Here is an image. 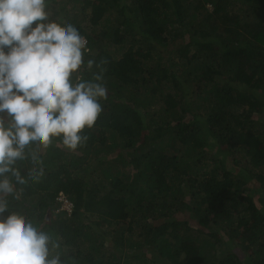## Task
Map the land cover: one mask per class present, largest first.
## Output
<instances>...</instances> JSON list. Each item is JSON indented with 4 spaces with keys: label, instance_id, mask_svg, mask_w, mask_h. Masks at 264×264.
Masks as SVG:
<instances>
[{
    "label": "trees",
    "instance_id": "trees-1",
    "mask_svg": "<svg viewBox=\"0 0 264 264\" xmlns=\"http://www.w3.org/2000/svg\"><path fill=\"white\" fill-rule=\"evenodd\" d=\"M47 11L85 37L94 63L76 75H101L107 98L76 150L54 138L17 162L9 211L47 232L63 264H264V0Z\"/></svg>",
    "mask_w": 264,
    "mask_h": 264
},
{
    "label": "clouds",
    "instance_id": "clouds-1",
    "mask_svg": "<svg viewBox=\"0 0 264 264\" xmlns=\"http://www.w3.org/2000/svg\"><path fill=\"white\" fill-rule=\"evenodd\" d=\"M47 2L0 0V264H63L51 236L8 209L15 185L25 183L16 165L54 138L76 150L107 98L101 75H76L94 63L84 59L87 41L74 25L50 20ZM30 163H38L35 152Z\"/></svg>",
    "mask_w": 264,
    "mask_h": 264
},
{
    "label": "rangeland",
    "instance_id": "rangeland-1",
    "mask_svg": "<svg viewBox=\"0 0 264 264\" xmlns=\"http://www.w3.org/2000/svg\"><path fill=\"white\" fill-rule=\"evenodd\" d=\"M208 8L209 9H211V6L210 5H208ZM176 47L177 46H171V48H170V50H168L166 53L168 54V52H170V51H172L173 49H176ZM165 53V54H166ZM220 156H217V158H219ZM222 158V157H221ZM224 159V158H223ZM225 160H227V159H225ZM228 161H229V163L231 164L232 162V158H228ZM63 207L64 208H69L70 207V204L69 203H67L66 201H64V204H63ZM179 217L181 218V219H188L189 221H190V224L192 225V226H194V227H197V225L195 224L196 222L192 219V218H190V216H189V214H187V213H181L180 215H179Z\"/></svg>",
    "mask_w": 264,
    "mask_h": 264
}]
</instances>
